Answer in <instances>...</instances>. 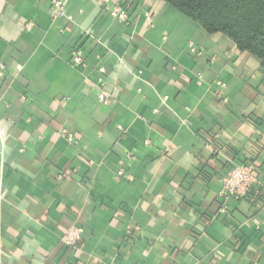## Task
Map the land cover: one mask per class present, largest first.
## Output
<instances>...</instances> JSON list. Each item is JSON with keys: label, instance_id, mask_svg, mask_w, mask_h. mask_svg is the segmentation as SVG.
<instances>
[{"label": "crops", "instance_id": "crops-1", "mask_svg": "<svg viewBox=\"0 0 264 264\" xmlns=\"http://www.w3.org/2000/svg\"><path fill=\"white\" fill-rule=\"evenodd\" d=\"M53 1L0 0V264H264L260 61L160 0Z\"/></svg>", "mask_w": 264, "mask_h": 264}, {"label": "trees", "instance_id": "trees-1", "mask_svg": "<svg viewBox=\"0 0 264 264\" xmlns=\"http://www.w3.org/2000/svg\"><path fill=\"white\" fill-rule=\"evenodd\" d=\"M208 34H222L264 70V0H160Z\"/></svg>", "mask_w": 264, "mask_h": 264}, {"label": "built area", "instance_id": "built-area-1", "mask_svg": "<svg viewBox=\"0 0 264 264\" xmlns=\"http://www.w3.org/2000/svg\"><path fill=\"white\" fill-rule=\"evenodd\" d=\"M54 8L57 11L58 15L63 14V2L59 0H54L52 2ZM110 14L113 18H115L120 23H126L128 20L127 13L125 9L120 8L118 6H114L110 10ZM71 65L74 67L83 66L82 54L79 51H73L71 54ZM3 65L0 63V78L3 76ZM99 74L102 75L104 73V69L100 68L98 70ZM100 84V90L98 92V99L102 104H107V94L102 90L103 81L102 79L98 80ZM65 138L68 142H72L75 144L74 138L68 133H64ZM118 179L126 178L122 172L118 173ZM257 183L256 171L253 167L248 165H240L235 166L229 169L227 174L221 181L222 184V197H233L235 199H240L244 195L252 192ZM81 235V231L79 229H70L62 238V241L65 245L69 247H73L76 245L77 241H79Z\"/></svg>", "mask_w": 264, "mask_h": 264}]
</instances>
